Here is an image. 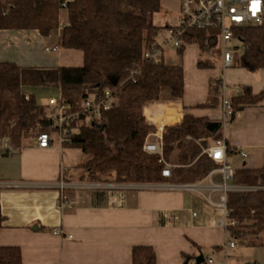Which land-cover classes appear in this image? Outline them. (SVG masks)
Instances as JSON below:
<instances>
[{
	"label": "trees",
	"instance_id": "obj_1",
	"mask_svg": "<svg viewBox=\"0 0 264 264\" xmlns=\"http://www.w3.org/2000/svg\"><path fill=\"white\" fill-rule=\"evenodd\" d=\"M62 3L63 0H0V30H37L48 37L60 29L59 46L83 54L81 66L23 67L15 62H0V139H10L18 149L25 139L53 131L47 106L39 102L34 88L57 89L72 110H78L81 101L92 94L99 97L110 90L117 101L104 113L105 122L94 125L86 123L82 117L68 126L70 137L63 145L79 148L84 154L77 166L78 179L141 184L192 183L217 168L218 163L202 153V147L210 146L211 141L220 139L221 135L212 133L208 119L189 113L184 115L180 125L168 127L164 132L166 160L170 162L177 152V166L172 169L171 177H163L164 164L157 155L143 149L148 135L155 130L154 125L146 122V105L158 101L164 87L175 99H182L185 91L181 60L168 64L145 57L147 50L160 47L156 37L161 27L154 23V15L162 9L160 0H67L65 7ZM63 9L68 18L64 24L60 19ZM216 32L209 28L186 30L182 46L178 48L179 56L186 44L195 43L199 49L198 67H215L214 59L220 56V50L211 35ZM234 33L246 46L241 56H235L234 66L249 72L264 69V26H239L234 28ZM26 93H29L28 98ZM263 100L264 87L254 92L250 85H243L241 92L231 98V103L236 113ZM220 101L216 80L211 83L207 101L197 106L216 107ZM229 151L228 146L227 153ZM232 182L264 186V163L259 167L244 165L234 169ZM227 207L230 218L236 221L227 227L229 237L264 249V190L229 192ZM2 222L0 204V229ZM196 257L185 255V264H197ZM132 260L133 264H157L156 253L149 245L133 246ZM22 261L19 246H0V264H21ZM200 264L214 263L205 259Z\"/></svg>",
	"mask_w": 264,
	"mask_h": 264
},
{
	"label": "crops",
	"instance_id": "obj_2",
	"mask_svg": "<svg viewBox=\"0 0 264 264\" xmlns=\"http://www.w3.org/2000/svg\"><path fill=\"white\" fill-rule=\"evenodd\" d=\"M160 3L162 9L154 15V23L161 27L157 37L161 34L167 42L168 27L178 21L180 0H160ZM60 19L63 24L67 22L65 9ZM59 33L57 29L44 37L37 30L1 29L0 62H15L23 67L62 66L59 56L45 50L47 46L60 48ZM157 37L156 42L163 50ZM175 48L177 59L167 63L182 61L184 96L175 99L164 87L160 99L145 107L148 124L154 125L170 111L176 112L182 121L189 113L204 117L209 123H222L221 101L216 107L197 106L207 101L213 81L222 78L226 81L229 101L241 92L243 85H250L254 92L264 87V69L249 72L234 65L223 68L222 59L215 67L199 68L197 44H186L181 57ZM211 130L230 147L227 161L233 169L244 165L259 167L264 163V100L237 111L220 128L213 126ZM36 137L25 139L24 145L14 152L0 155L3 215L0 246H19L23 255L21 264H133L135 245L151 246L157 264H185V255L200 253L214 264L263 263L262 247L230 238L225 228L216 225L220 216L218 207L206 199L207 190L203 194L179 190L168 182L80 180L77 166L84 156L81 149L65 147L54 139L51 147L40 148ZM176 156L174 152L170 160L175 165ZM210 178L215 183L223 181L218 168ZM61 179L87 185L64 190L66 197L75 201L74 207H59L60 189L56 185ZM219 196V192L213 193V201L218 202ZM55 229L61 230V234H55ZM229 239L234 241V247L227 245Z\"/></svg>",
	"mask_w": 264,
	"mask_h": 264
},
{
	"label": "built area",
	"instance_id": "obj_3",
	"mask_svg": "<svg viewBox=\"0 0 264 264\" xmlns=\"http://www.w3.org/2000/svg\"><path fill=\"white\" fill-rule=\"evenodd\" d=\"M67 0H63L62 6L65 7ZM244 25H258L264 26V0H180V10L177 24L168 27L167 31L169 39L167 44L173 45L177 48L182 46V36L184 32L191 28H209L217 30L212 33L211 38L215 40L216 46L220 50L222 59V67H232L235 63L234 48L238 46H231L234 40L238 39L235 36L234 28ZM240 42V41H239ZM246 46L244 45V49ZM45 50L50 53L57 52L58 46H47ZM145 57L159 63L163 60L162 47H156L145 52ZM218 90L221 96L222 125H224L235 114L231 101L226 97L227 84L222 78L218 80ZM29 97V93L25 94ZM117 101L115 94L106 90L101 96L97 97L92 94L81 101L78 110H72L70 103L64 100L61 94L47 98L46 106L48 107V116L52 119L50 127L53 131L41 132L36 137V145L40 148H49L52 145L53 135L59 136L61 144L69 140L71 129L68 126L76 119H85L86 123L102 124L105 122L104 113L111 109ZM50 108V109H49ZM182 123V119L176 112L164 113L160 120L154 124L155 130L148 135L147 140L143 145L144 151L150 154L157 155L159 161L164 164L162 169L163 177H171L172 169L177 165L169 162L165 158L164 152V132L168 127L178 126ZM154 137V140L150 138ZM191 139L190 136H187ZM201 145V141L197 140ZM17 148L13 147L10 139H0V155L4 153H12ZM228 145L222 140H216L208 147H202V153L208 155L212 160L218 163V171L222 174V183H215L211 180V170L209 174L202 180L192 183L183 182H168L172 183L175 189L185 191H196L203 194L208 191L209 194L206 199L212 205L218 207L219 217L216 219V225L227 230L230 225L236 224V221L229 216V209L227 207V195L229 192H245L263 189L264 186H250L237 185L232 182L234 169L227 161ZM243 157H247L244 151H240ZM208 177V178H207ZM206 180L209 184L206 185ZM165 183V182H162ZM60 189L59 193V207L67 205L74 207L75 201L68 199L64 194L66 188L86 187L87 185L78 183H66L63 179L56 185ZM95 186V185H94ZM115 187V185H113ZM219 192V201L215 202L212 199V194ZM196 215V213H194ZM55 234H61V230L55 229ZM72 237V235H70ZM229 247H234L235 243L232 239L227 242ZM209 263H213L210 258Z\"/></svg>",
	"mask_w": 264,
	"mask_h": 264
},
{
	"label": "rangeland",
	"instance_id": "obj_4",
	"mask_svg": "<svg viewBox=\"0 0 264 264\" xmlns=\"http://www.w3.org/2000/svg\"><path fill=\"white\" fill-rule=\"evenodd\" d=\"M157 38H158V40H160L161 44L164 47V49H163V60H164V62L167 63V62L175 61L177 59L176 48L170 44H167L166 40L164 39V37L162 38L161 34H159ZM231 44H232L231 46H233V45L238 46V47L234 48L233 50H234L235 55L241 56V54L244 51L243 43L238 42L237 40H234ZM54 54L60 57V60H61L62 64H64V65L81 66L83 64V54L79 50L65 49L63 47H60L57 52H54ZM216 57L217 58H215L214 60L218 63L221 59V56L217 55ZM32 90H34V92L37 94V98L41 104H46L47 98L49 96H52V95L57 96L58 95V90L54 89L52 87L40 88V89L34 88ZM46 111L48 112V107L46 108ZM52 135H53V139L55 140V142H59V136L55 133ZM239 245H243V244H239ZM261 262H263V261H261Z\"/></svg>",
	"mask_w": 264,
	"mask_h": 264
},
{
	"label": "water",
	"instance_id": "obj_5",
	"mask_svg": "<svg viewBox=\"0 0 264 264\" xmlns=\"http://www.w3.org/2000/svg\"><path fill=\"white\" fill-rule=\"evenodd\" d=\"M216 127V128H220L221 127V123H209L208 124V128H212V127ZM205 261V257H204V255L203 254H199L197 257H196V263L197 264H200V263H202V262H204Z\"/></svg>",
	"mask_w": 264,
	"mask_h": 264
}]
</instances>
